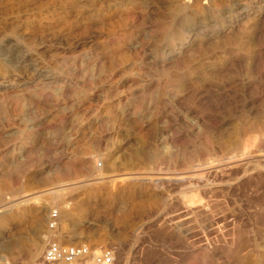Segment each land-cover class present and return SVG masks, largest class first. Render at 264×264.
Segmentation results:
<instances>
[{
	"label": "rangeland",
	"instance_id": "obj_1",
	"mask_svg": "<svg viewBox=\"0 0 264 264\" xmlns=\"http://www.w3.org/2000/svg\"><path fill=\"white\" fill-rule=\"evenodd\" d=\"M52 236L264 264V0H0V256Z\"/></svg>",
	"mask_w": 264,
	"mask_h": 264
},
{
	"label": "built area",
	"instance_id": "obj_2",
	"mask_svg": "<svg viewBox=\"0 0 264 264\" xmlns=\"http://www.w3.org/2000/svg\"><path fill=\"white\" fill-rule=\"evenodd\" d=\"M60 213L53 210L49 214L48 230L56 233L59 228ZM0 264H8L0 256ZM43 264H117L116 249L111 246L92 247L87 244H64L48 237L43 253Z\"/></svg>",
	"mask_w": 264,
	"mask_h": 264
},
{
	"label": "bare ground",
	"instance_id": "obj_3",
	"mask_svg": "<svg viewBox=\"0 0 264 264\" xmlns=\"http://www.w3.org/2000/svg\"><path fill=\"white\" fill-rule=\"evenodd\" d=\"M100 180V179H99ZM102 181V180H101ZM7 205V204H6ZM10 206V205H9ZM8 206V207H9ZM6 207V206H5ZM12 207V206H11ZM4 209V208H3ZM42 241H43V244L45 245L46 242H47V238L45 237H42ZM40 255V250L36 249L33 253H32V258L34 259V263L37 262L38 260V257Z\"/></svg>",
	"mask_w": 264,
	"mask_h": 264
}]
</instances>
